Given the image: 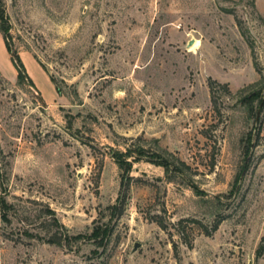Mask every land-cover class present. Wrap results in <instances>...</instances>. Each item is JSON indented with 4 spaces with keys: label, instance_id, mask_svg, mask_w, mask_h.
Returning <instances> with one entry per match:
<instances>
[{
    "label": "rangeland",
    "instance_id": "rangeland-1",
    "mask_svg": "<svg viewBox=\"0 0 264 264\" xmlns=\"http://www.w3.org/2000/svg\"><path fill=\"white\" fill-rule=\"evenodd\" d=\"M263 237L264 0H0V264H264Z\"/></svg>",
    "mask_w": 264,
    "mask_h": 264
},
{
    "label": "trees",
    "instance_id": "trees-1",
    "mask_svg": "<svg viewBox=\"0 0 264 264\" xmlns=\"http://www.w3.org/2000/svg\"><path fill=\"white\" fill-rule=\"evenodd\" d=\"M5 31V30H4ZM4 40H5V44L7 47L8 52L11 54V59L12 62L14 64V66L16 67L17 71H18V79H27L28 81H30L31 84H33V81L30 77H28L27 74V69L26 66L19 54L18 51H16L15 49H13V47L11 46L8 38H6V36H4ZM211 86V90L213 92L214 87L213 85ZM224 86H227L226 84ZM262 98V94L260 91H254V93L252 94V96H250L249 99L246 100V102L250 103L253 102L256 99H260ZM123 163V162H122ZM121 168H123V166L121 165ZM131 176H127V178L125 179L124 177L122 178L121 181V191L119 196L117 197L116 203L110 205L108 208L111 210L112 215H121L124 212V208H125V203H126V192L130 186V180H131ZM2 206L3 208L6 207V202L2 199ZM4 216V215H3ZM223 220V217L221 215H219V217L215 220V223L211 229V231L209 229L206 230L207 234H210L212 232V230H216L219 226V224L221 223V221ZM106 230V229H104ZM99 234V232H96V235ZM80 234L75 236V238H79ZM264 255V237L262 238V241L257 249V256L258 257H262Z\"/></svg>",
    "mask_w": 264,
    "mask_h": 264
},
{
    "label": "crops",
    "instance_id": "crops-1",
    "mask_svg": "<svg viewBox=\"0 0 264 264\" xmlns=\"http://www.w3.org/2000/svg\"><path fill=\"white\" fill-rule=\"evenodd\" d=\"M38 70H39V72L41 73V71H40L41 69H40L39 67H38ZM41 74H42V73H41Z\"/></svg>",
    "mask_w": 264,
    "mask_h": 264
},
{
    "label": "water",
    "instance_id": "water-1",
    "mask_svg": "<svg viewBox=\"0 0 264 264\" xmlns=\"http://www.w3.org/2000/svg\"><path fill=\"white\" fill-rule=\"evenodd\" d=\"M192 42H193V41L191 40V41L189 42V45L192 44Z\"/></svg>",
    "mask_w": 264,
    "mask_h": 264
},
{
    "label": "bare ground",
    "instance_id": "bare-ground-1",
    "mask_svg": "<svg viewBox=\"0 0 264 264\" xmlns=\"http://www.w3.org/2000/svg\"><path fill=\"white\" fill-rule=\"evenodd\" d=\"M193 40H194V39H193ZM193 40H192V41H193ZM190 45H191V44H190Z\"/></svg>",
    "mask_w": 264,
    "mask_h": 264
}]
</instances>
